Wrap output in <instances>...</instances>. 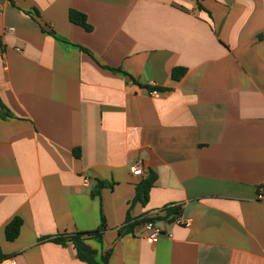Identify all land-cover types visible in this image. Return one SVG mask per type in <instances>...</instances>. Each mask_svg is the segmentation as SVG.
<instances>
[{
  "label": "crops",
  "instance_id": "1",
  "mask_svg": "<svg viewBox=\"0 0 264 264\" xmlns=\"http://www.w3.org/2000/svg\"><path fill=\"white\" fill-rule=\"evenodd\" d=\"M103 218L98 264H264V0H0V256L86 264L51 239Z\"/></svg>",
  "mask_w": 264,
  "mask_h": 264
},
{
  "label": "trees",
  "instance_id": "2",
  "mask_svg": "<svg viewBox=\"0 0 264 264\" xmlns=\"http://www.w3.org/2000/svg\"><path fill=\"white\" fill-rule=\"evenodd\" d=\"M69 20L71 23L81 26L86 31L90 32L92 30V26L88 23L87 16L83 13H80L75 10H70L69 12ZM187 70L183 68H176L172 72V78L175 81L181 80L186 75ZM5 107L1 104V111L3 112ZM74 154L79 157L80 153L79 150L74 151ZM156 182V175L153 172H150L146 178H144L137 186L136 188V196L134 198V201L132 204H135L137 202L142 203L145 205L148 202L149 199V193L152 187L154 186ZM102 186V185H101ZM100 186V187H101ZM175 214L179 213V209L174 211ZM173 211H169V215L165 216L169 219V217L172 215ZM179 215V214H177ZM163 217H155L152 218V220H162ZM131 220V215L128 213L126 221L129 222ZM148 219L142 218L138 219V221H135L134 225L144 224ZM23 222L20 218L16 217L12 221H10L6 227H5V238L9 242L15 241L19 235L22 228ZM132 228L133 225H130ZM129 227V228H130ZM135 227V226H134ZM107 225L105 222V219H102V223L99 226V228L95 231L90 232H81L76 233L72 235L67 236H60L51 239L52 241L56 243H60L62 245H66L67 240L69 239L71 243L74 245V248L76 249L78 259L86 264H98L96 262V256L97 252L93 250L88 244L87 241L96 238L101 241L102 234L106 231ZM107 257V256H106ZM103 264H108L107 258H103Z\"/></svg>",
  "mask_w": 264,
  "mask_h": 264
},
{
  "label": "built area",
  "instance_id": "3",
  "mask_svg": "<svg viewBox=\"0 0 264 264\" xmlns=\"http://www.w3.org/2000/svg\"><path fill=\"white\" fill-rule=\"evenodd\" d=\"M9 31H12V29H10ZM153 87H155V86H153ZM150 95L152 97L157 98L160 96V91L158 89H153L150 92ZM132 174L135 177H141L143 175V169H142V166L140 163L136 164L133 167ZM90 182L91 181L88 178H86L84 180V183L86 186H89ZM166 222L171 223L173 225L183 226V227L189 228L192 226L193 221L184 219L182 216L179 215V216L175 217L174 219L168 220ZM142 229L145 232V238L149 242H155L162 237H172V234L165 231V229L163 228L160 221L152 220V218L148 219L143 224ZM0 264H17V261L14 257H1L0 256Z\"/></svg>",
  "mask_w": 264,
  "mask_h": 264
}]
</instances>
